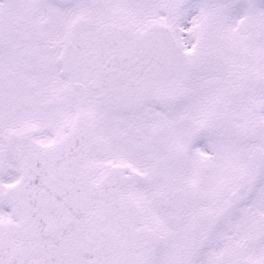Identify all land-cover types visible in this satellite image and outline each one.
Masks as SVG:
<instances>
[{"label":"snow or ice","instance_id":"1","mask_svg":"<svg viewBox=\"0 0 264 264\" xmlns=\"http://www.w3.org/2000/svg\"><path fill=\"white\" fill-rule=\"evenodd\" d=\"M0 264H264V0H0Z\"/></svg>","mask_w":264,"mask_h":264}]
</instances>
